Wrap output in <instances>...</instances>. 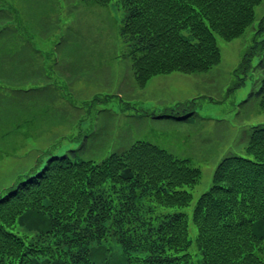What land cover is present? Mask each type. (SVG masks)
Instances as JSON below:
<instances>
[{
    "label": "trees",
    "instance_id": "16d2710c",
    "mask_svg": "<svg viewBox=\"0 0 264 264\" xmlns=\"http://www.w3.org/2000/svg\"><path fill=\"white\" fill-rule=\"evenodd\" d=\"M261 1L123 0L127 13L120 32L129 40L125 54L136 84L160 73L208 70L221 59L217 37L230 40L245 32ZM7 13L0 9V17ZM263 21L264 15L257 32ZM15 30L0 27V90L24 93L17 88L18 74L8 69ZM38 55L22 61L26 69L34 67L30 79L55 85L43 71L44 55ZM258 66L259 86L250 95L264 107V58ZM59 67L69 68V62L60 60ZM245 151L218 161L191 218L182 210L140 215L153 204L191 202V191L182 186L198 182L201 168L189 158L142 139L99 159L75 149L51 152L0 193V264H264V122L251 125ZM189 221L196 228L193 252Z\"/></svg>",
    "mask_w": 264,
    "mask_h": 264
},
{
    "label": "rangeland",
    "instance_id": "374dc122",
    "mask_svg": "<svg viewBox=\"0 0 264 264\" xmlns=\"http://www.w3.org/2000/svg\"><path fill=\"white\" fill-rule=\"evenodd\" d=\"M0 9L8 11L0 27L16 28L8 42L13 50L8 69L18 74L17 88L26 89L0 90L5 92L0 96V193L51 152L75 149L79 156L99 159L142 139L189 158L201 176L194 185L182 186L192 193L188 205L153 204L152 211L142 208L140 215L182 210L191 218L218 161L226 154H245L251 125L264 122V107L250 95L259 86L258 62L264 58V21L257 32L264 0L245 32L230 40L217 37L218 63L205 71L156 74L144 86L136 84L125 54L129 40L120 32L127 13L123 0H0ZM30 54L31 59L44 55L43 71L55 85L30 79L34 67L26 69L22 62ZM245 55L247 64L242 63ZM60 60L69 68L60 70ZM195 235L189 221L191 252Z\"/></svg>",
    "mask_w": 264,
    "mask_h": 264
}]
</instances>
